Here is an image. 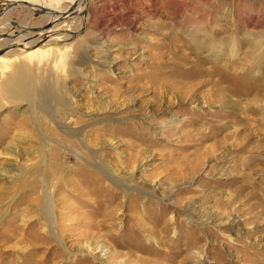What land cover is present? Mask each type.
Returning a JSON list of instances; mask_svg holds the SVG:
<instances>
[{
    "label": "rangeland",
    "instance_id": "obj_1",
    "mask_svg": "<svg viewBox=\"0 0 264 264\" xmlns=\"http://www.w3.org/2000/svg\"><path fill=\"white\" fill-rule=\"evenodd\" d=\"M87 2L0 49V264H264V0Z\"/></svg>",
    "mask_w": 264,
    "mask_h": 264
},
{
    "label": "bare ground",
    "instance_id": "obj_2",
    "mask_svg": "<svg viewBox=\"0 0 264 264\" xmlns=\"http://www.w3.org/2000/svg\"><path fill=\"white\" fill-rule=\"evenodd\" d=\"M16 1V0H15ZM28 2H31V6H28L30 9L32 10H39L42 11L44 14L46 15H51L54 16V18L50 17L48 19V17H40L42 22H44L46 20V22H48L47 27H41L38 28L36 27V25H33L36 27L37 30L28 33V34H21L22 32H20V30H23L28 28V23L27 22H23L21 21H16V20H9V25H14L12 26L11 29V34H5L6 36H0V49H8L9 46H14L11 47L13 49H10L6 52V54H12V51H17V50H21L19 47H21L23 50L28 49L25 48L27 45H29L30 43H33L35 41L39 42L40 40H46L45 42H47V40H50V34L44 36L42 35V31H48L50 30L52 27L53 29H55V23H52L53 21L57 20V17L60 16L62 17L60 19L59 22H63L65 20L66 17H75V14H81L84 15V20L83 19H75V20H71V24H65V26H63L64 29H69V30H73V29H77L79 26L87 24V22L89 21V18L91 16L92 18V4L90 2H87L88 0H26ZM4 4V3H3ZM8 4V3H6ZM18 5H23V4H17ZM15 7H8L6 9H3L0 13V18L4 15L7 16V14L9 13V10L14 9ZM105 11V10H104ZM12 13V12H11ZM6 14V15H5ZM3 17V19H4ZM44 20V21H43ZM52 25V26H50ZM98 25V24H97ZM4 26V24H0V29L1 30H5L2 29ZM34 28H32L33 30ZM52 29V30H53ZM28 30V29H27ZM8 31V30H7ZM6 32V31H4ZM73 32V31H71ZM27 33V32H26ZM16 35V36H15ZM35 35H42L43 37L40 38H35ZM3 39V40H1ZM24 44H26V46H24ZM19 46V47H18ZM37 47V46H36ZM19 48V49H16Z\"/></svg>",
    "mask_w": 264,
    "mask_h": 264
},
{
    "label": "water",
    "instance_id": "obj_3",
    "mask_svg": "<svg viewBox=\"0 0 264 264\" xmlns=\"http://www.w3.org/2000/svg\"><path fill=\"white\" fill-rule=\"evenodd\" d=\"M4 3V4H3ZM17 4H23V5H27V6H31L33 4H31V2H28L26 0H8V4H5V2H2L0 4V13L1 11L4 9V8H8V7H13ZM2 35V34H1ZM6 36V35H5ZM11 47H14V46H9L8 48H11ZM2 53V52H0Z\"/></svg>",
    "mask_w": 264,
    "mask_h": 264
}]
</instances>
